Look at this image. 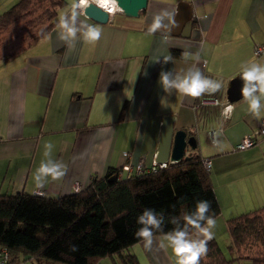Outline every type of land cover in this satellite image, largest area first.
<instances>
[{
	"label": "crops",
	"instance_id": "1",
	"mask_svg": "<svg viewBox=\"0 0 264 264\" xmlns=\"http://www.w3.org/2000/svg\"><path fill=\"white\" fill-rule=\"evenodd\" d=\"M64 1L58 12L71 3ZM181 1L191 9L190 37L171 35L172 24L150 34L154 17L165 11L175 15ZM13 2L0 0V12ZM87 22L102 29L94 44L79 39L70 48L59 40L55 25L23 52L0 62V192L65 194L74 182L84 188L109 166L151 167L163 118L170 115L174 130L196 138L195 149L186 147L185 154L198 152L211 161L209 173L221 206L214 238L225 235L227 218L263 205L264 136L256 133L264 117H254L242 98L229 102L226 89L245 62L264 64V50L253 52L264 45V0H148L139 17L116 11L106 23ZM185 51L199 53L200 60L186 61ZM169 53L173 62L164 64L162 57L153 62ZM193 64L221 82V89L197 98L163 92L161 71L183 72ZM203 97L218 103L203 104ZM226 104L232 107L227 114ZM253 134L257 141L239 149L242 139ZM47 142L67 172L37 190L33 175ZM161 238L155 236L151 251L144 249L152 264H169L172 253L158 247ZM97 264L113 262L104 257Z\"/></svg>",
	"mask_w": 264,
	"mask_h": 264
},
{
	"label": "trees",
	"instance_id": "2",
	"mask_svg": "<svg viewBox=\"0 0 264 264\" xmlns=\"http://www.w3.org/2000/svg\"><path fill=\"white\" fill-rule=\"evenodd\" d=\"M64 5V0H16L0 12V62L47 34ZM203 158L194 152L178 162L122 177V166H109L84 188L65 194L0 192V257L5 250L4 264H97L104 257L113 264H141L130 248L141 242L137 217L146 208L164 215L165 232L174 227L167 222L170 217L192 211L200 200L211 204L214 218L220 215ZM225 235L231 257L221 251L219 238H213L199 264H227L232 259L264 264V204L227 218Z\"/></svg>",
	"mask_w": 264,
	"mask_h": 264
},
{
	"label": "clouds",
	"instance_id": "3",
	"mask_svg": "<svg viewBox=\"0 0 264 264\" xmlns=\"http://www.w3.org/2000/svg\"><path fill=\"white\" fill-rule=\"evenodd\" d=\"M98 3L100 8L109 10L116 7L117 0H98ZM88 6L89 0H71L68 7L58 14V22L55 26L58 38L70 48H74L75 42L79 39L94 44L101 38L102 29L96 24L87 22ZM81 16H84L83 20L80 19ZM166 20L168 23H165ZM174 23V13L162 12L154 17L148 32L155 33ZM161 57L164 64L173 62L175 59L169 53L157 56L153 62H160ZM182 57L186 61L200 60L199 53L188 51L183 52ZM239 78L242 81L241 97L247 102L249 112L257 119L264 117V64L255 61L245 62L241 65ZM159 85L167 95L178 93L193 98L205 93H215L222 87L221 82L205 77L195 64L183 72L161 71ZM166 103V97H162L161 104L166 106ZM231 111V106L225 109L226 114ZM214 143L218 142L214 140ZM54 147L51 142L43 146L44 159L41 160L33 175L37 190L44 189L49 180H60L67 172V165L55 158ZM210 212L211 204L207 200L197 201L192 211L170 217L167 222L174 227L165 232L164 215L154 209L146 208L137 217L139 227L136 236L142 241L144 249L151 251L155 243L154 238L159 233L162 238L158 247L165 250L170 249L175 257V264H199L200 258L208 251V242L215 236L214 229L217 220ZM193 232L198 236L194 238ZM71 250H76L74 245Z\"/></svg>",
	"mask_w": 264,
	"mask_h": 264
},
{
	"label": "water",
	"instance_id": "4",
	"mask_svg": "<svg viewBox=\"0 0 264 264\" xmlns=\"http://www.w3.org/2000/svg\"><path fill=\"white\" fill-rule=\"evenodd\" d=\"M148 0H117L116 6L122 13L128 17H139L146 7ZM88 18L98 23H106L109 19V14L106 10L99 7L94 1H89V6L86 10ZM174 25L172 24L171 35L188 38L191 34L193 23L190 7L184 2L177 4L174 15ZM242 81L239 74L229 80L226 89V97L229 102L239 100L241 97ZM173 116L167 115L163 118L162 127L159 137L158 150L155 157L156 163L178 162L181 159H186L190 155L185 154L186 147L195 149L196 138L194 135H189L184 129L174 130ZM114 175L109 177L113 180Z\"/></svg>",
	"mask_w": 264,
	"mask_h": 264
},
{
	"label": "built area",
	"instance_id": "5",
	"mask_svg": "<svg viewBox=\"0 0 264 264\" xmlns=\"http://www.w3.org/2000/svg\"><path fill=\"white\" fill-rule=\"evenodd\" d=\"M89 1H94L95 3H97L96 0H89ZM99 5V4H98ZM109 14V17L111 16L112 13H115L116 11H120L119 8L116 6L115 8H110L109 10H106ZM264 50V45H256L254 47V54L255 55H258L260 54L262 51ZM202 103L203 104H213V103H218L217 99L215 97H203L202 99ZM229 107V104H226L223 111ZM256 134H260V135H263L264 136V122L260 125L259 127V131H257ZM256 134H253V135H249V136H246L242 139V141L239 143L238 145V148L239 149H243V148H246V147H249L251 145H253L256 141H257V138L255 137ZM211 135H213V132H211ZM123 155L125 156H128V152H123ZM159 165V166H164L165 163H156L154 162L150 168H144L143 165H141V163H139L138 165L135 166V168H133L130 164L128 163H125L123 166H122V169L118 172V177H122L123 175H126V174H130L133 170L136 172V173H141L143 172V170H147V171H150V170H154L156 168V166ZM203 165L205 167L206 170H209L210 167L209 165H211V161L210 159L208 158H204L203 159ZM79 183L78 182H74L73 184V188L75 191L79 190ZM6 258H7V254H6V251L3 250V254H2V257H0V264H4V262L6 261Z\"/></svg>",
	"mask_w": 264,
	"mask_h": 264
},
{
	"label": "rangeland",
	"instance_id": "6",
	"mask_svg": "<svg viewBox=\"0 0 264 264\" xmlns=\"http://www.w3.org/2000/svg\"><path fill=\"white\" fill-rule=\"evenodd\" d=\"M16 0H14L15 2ZM13 2V3H14ZM12 3V4H13ZM11 5V4H10ZM10 5H8L6 8H8ZM5 8V9H6ZM4 9V10H5ZM1 102H4V98L1 99L0 103ZM3 114V112H1V115ZM1 117V116H0ZM5 119V118H4ZM4 132V125H3V121L0 119V134ZM73 187V186H72ZM72 190H74V188H72ZM37 193H40V191ZM227 234V233H226ZM228 236L226 235H223V234H220V237H219V246L221 248V251L224 253V255L227 257V258H230V253H229V250H228V243H229V239L227 238ZM140 243H137L136 245L134 246H131L130 248V251L133 253V251L136 253L137 255V258L139 259L140 263L141 264H152L150 262V259L147 257L146 255V251L144 250V248L141 246ZM170 261L172 262V264H175V257L170 254ZM170 261H169V264H170ZM166 264V263H165ZM168 264V263H167ZM227 264H250V262L248 260H237V259H232L230 262H228Z\"/></svg>",
	"mask_w": 264,
	"mask_h": 264
},
{
	"label": "bare ground",
	"instance_id": "7",
	"mask_svg": "<svg viewBox=\"0 0 264 264\" xmlns=\"http://www.w3.org/2000/svg\"><path fill=\"white\" fill-rule=\"evenodd\" d=\"M96 1H97V4H99V3H98V0H96ZM79 185H80V184H79Z\"/></svg>",
	"mask_w": 264,
	"mask_h": 264
}]
</instances>
